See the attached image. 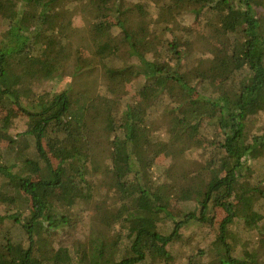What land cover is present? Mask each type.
<instances>
[{
    "label": "trees",
    "instance_id": "1",
    "mask_svg": "<svg viewBox=\"0 0 264 264\" xmlns=\"http://www.w3.org/2000/svg\"><path fill=\"white\" fill-rule=\"evenodd\" d=\"M263 108L252 0H0V264H264Z\"/></svg>",
    "mask_w": 264,
    "mask_h": 264
},
{
    "label": "rangeland",
    "instance_id": "2",
    "mask_svg": "<svg viewBox=\"0 0 264 264\" xmlns=\"http://www.w3.org/2000/svg\"><path fill=\"white\" fill-rule=\"evenodd\" d=\"M67 0H60V4H66ZM255 9L258 11V13L264 15V0H252ZM148 9L156 14V9L154 5L150 2H147ZM191 21V20H190ZM81 45L83 49L95 60V63L97 66H102L101 61L96 60V58L93 55L92 47L87 39V37L82 36L81 38ZM201 43L206 44L204 41H201ZM123 46V45H122ZM99 69V68H98ZM96 74V73H95ZM94 74V76H95ZM93 76V77H94ZM92 77V76H91ZM83 81H88V79L80 78L78 79H72V81L69 84V87L73 88L75 92H81ZM134 83V82H133ZM133 83H131V87L133 86ZM129 85V84H128ZM138 87V86H136ZM123 88H126L128 90V94L131 95V98L138 97L140 93H137V91H130L126 85H124ZM125 93V90L123 91V94ZM154 123L158 121L155 115L151 116V119ZM14 124L12 125V128L15 130H21L27 127L28 125V119L27 118H13ZM19 123V124H18ZM18 124V125H17ZM157 126H154L156 128ZM264 131V108L262 110H259L255 115H253L248 120V129L249 132H253L254 130H258L261 128ZM11 128V129H12ZM28 128V127H27ZM10 131L13 133V129ZM214 135L209 128L204 129L202 132V137L195 138V139H180L175 142H172L168 150L160 156H157L154 159L153 167L157 170L154 172L157 174L162 171V169H165L167 166L175 164L177 166V173L184 176L187 173H190L192 165H190L188 162H194L196 164L205 165L210 162H214V164H217L220 160V154L221 149L219 147L220 139L215 142L211 143ZM207 138V141L205 140ZM107 154H110V151L107 152ZM178 174V175H179ZM159 179V177H156ZM180 181V182H179ZM179 181H174L173 186H177L178 184H181L183 182L182 179H179ZM236 196V194H235ZM219 218V216H218ZM215 228L212 229L211 232H214ZM177 264H185V261H182L181 259L177 258L176 261Z\"/></svg>",
    "mask_w": 264,
    "mask_h": 264
}]
</instances>
